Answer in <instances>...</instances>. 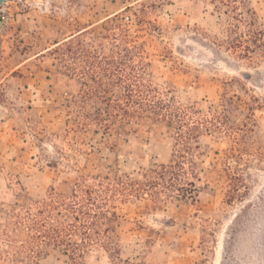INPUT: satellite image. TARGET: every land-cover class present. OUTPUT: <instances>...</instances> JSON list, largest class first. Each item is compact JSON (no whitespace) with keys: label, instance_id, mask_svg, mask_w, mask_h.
<instances>
[{"label":"rangeland","instance_id":"374dc122","mask_svg":"<svg viewBox=\"0 0 264 264\" xmlns=\"http://www.w3.org/2000/svg\"><path fill=\"white\" fill-rule=\"evenodd\" d=\"M129 7L157 98L208 131L198 135L195 166L185 161L194 199L116 195L121 201L110 211L118 218L108 224L119 264H264V0L7 2L0 9V264L20 257L28 214L39 220L47 203L46 215L55 213L51 199H69L117 172L142 180L177 160L176 122L149 110L151 118L114 124L107 115L117 113L123 89L91 76L97 70L85 50L113 57L103 27ZM100 239L74 234L76 250L47 245L38 264H113Z\"/></svg>","mask_w":264,"mask_h":264},{"label":"trees","instance_id":"16d2710c","mask_svg":"<svg viewBox=\"0 0 264 264\" xmlns=\"http://www.w3.org/2000/svg\"><path fill=\"white\" fill-rule=\"evenodd\" d=\"M131 8L108 19L103 27L107 37L114 41L113 57L101 58L85 50L88 62L97 70L91 76L104 88L115 84L123 89L124 93L114 107L117 113L107 115L109 121L114 124H130L133 120L151 118L146 113L149 110H152L161 121L168 124L176 122L179 126L172 159L177 160L169 165H159L148 171L142 180L128 175H119L117 172L113 179H105L108 182L100 181L94 186H79L69 199L56 197V199H51L54 201L52 206L55 213L48 212L46 215V208L50 207L47 203L46 208L39 212L41 215L39 220L28 214L27 220L23 219L21 223L26 229L24 230L26 241L21 246L20 257L16 256L14 259L5 257L4 262L20 264L24 259V264H38L42 250L47 245H63L69 250H76L78 245L74 244L70 237L80 233L85 241L92 240L95 235L103 237L100 239L102 240L100 244L112 255L113 264H119L122 260L119 257L116 239L113 235L115 230L108 224L118 218L115 211H110V209H115L116 203L120 200L117 199V194L124 196L125 199L129 195L141 197L143 194H149L155 200H161L162 191L173 193L172 196L168 195L172 198H179L177 192H184L189 197L195 198L196 184L185 176V161H188L191 167L195 166V162L191 159L198 158L196 153L200 148L198 135L203 131H208V127L204 128L200 122H190L184 119L179 111L170 109L169 104L157 98V89L151 83L149 84L147 79L149 63L144 61L145 44L140 43L139 36L132 32L127 22L132 18V16L126 17V14L132 11ZM133 16L141 18L136 14ZM100 72L111 79L112 84L105 85L102 76H99ZM128 105L135 107L132 112L125 109ZM95 121L107 122L99 116ZM63 215L71 221L66 224L61 223L58 218Z\"/></svg>","mask_w":264,"mask_h":264},{"label":"water","instance_id":"95a60500","mask_svg":"<svg viewBox=\"0 0 264 264\" xmlns=\"http://www.w3.org/2000/svg\"><path fill=\"white\" fill-rule=\"evenodd\" d=\"M9 1L11 0H0V9Z\"/></svg>","mask_w":264,"mask_h":264}]
</instances>
